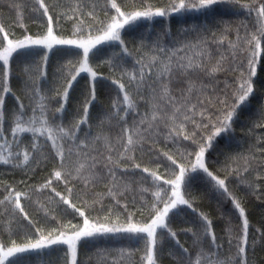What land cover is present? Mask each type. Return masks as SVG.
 Segmentation results:
<instances>
[{
  "label": "snow or ice",
  "instance_id": "1",
  "mask_svg": "<svg viewBox=\"0 0 264 264\" xmlns=\"http://www.w3.org/2000/svg\"><path fill=\"white\" fill-rule=\"evenodd\" d=\"M29 6L42 31L28 33L24 4L13 5L16 25L24 30L20 37L0 24V165L18 169L25 177L0 187V264H27L26 257L40 256L54 246L62 247L65 264H77L82 241L110 235L142 242V249H121L114 264L131 260L136 251L142 252L138 264H159L158 253L166 240L179 249V253L168 252L176 264H251L248 253L264 245V230L255 229L250 239L245 207L228 181L234 177L253 194L261 188L258 182H264V133L256 134V129H264V101L246 133L254 142L230 157L223 177L210 170L206 154L222 135H234L236 120L257 92V81L264 73V0H168L162 6L139 0L131 9L117 0H102V6L101 0H68L67 4L30 0ZM218 6L241 13L242 18L235 23L220 18L218 24L224 27L219 34L204 24L182 26L180 38L165 43L169 24L154 41L141 38L139 55L130 69L125 66V57L133 56L122 37L126 28L176 15L215 17ZM67 22L71 30L65 36L60 29ZM100 45L119 47L101 62L119 76L105 77L115 85L116 96L111 110L98 118L100 131L93 136L90 127L86 131L82 126L89 125V110L97 100L100 65L93 66L91 58ZM58 46L77 58L59 64L52 87H42L41 82L52 83L47 79L49 53ZM38 49L46 50L40 62L29 60ZM16 58H22L20 90L28 104L12 88ZM82 73L90 78L89 86L77 108L78 118L65 125L56 117L66 112L70 92ZM9 96L16 102L12 109L6 107ZM162 142L173 147L161 151ZM152 154L157 158L151 161L154 168L138 162ZM48 163L52 168L43 182L29 184L36 169ZM136 170L147 175L137 180ZM193 174L207 178L238 214L240 223L234 228L229 221L225 228L227 249L218 240L212 220L202 212L196 226L181 229L192 236L191 250L171 227L172 217L183 207L197 211L190 191ZM101 184L107 191L97 194L95 188ZM60 185L63 192L58 190ZM129 192L143 201L140 219L128 211ZM77 196L83 208L73 202ZM105 200L111 206L106 207ZM23 202L38 205L44 219L54 224L37 227ZM48 205L66 206L63 213L71 209L82 223L60 222Z\"/></svg>",
  "mask_w": 264,
  "mask_h": 264
},
{
  "label": "trees",
  "instance_id": "2",
  "mask_svg": "<svg viewBox=\"0 0 264 264\" xmlns=\"http://www.w3.org/2000/svg\"><path fill=\"white\" fill-rule=\"evenodd\" d=\"M48 2V0H46ZM122 6H126L131 9L134 4H138L139 0H117ZM154 4L162 6L167 3L168 0H152ZM61 4H67L68 0H60ZM14 4H24L23 9V24L26 26L29 34L35 35L36 33L43 30V26L38 24L36 21L38 17L30 10V0H0V24H3L6 29L13 32L16 37H20L23 33V29L16 25L17 21V11L13 7ZM102 6V0H101ZM101 17L103 12L100 13ZM220 18L225 21H230L235 23L237 18H242V14L235 12L231 8L225 6H218L215 17H204L198 14H191L186 16H173L170 20H165L164 18H155L152 21H140L133 28H126L122 32V37L126 42L127 47L132 51V57H125L127 64L125 65L129 69L131 68L134 58L139 55L136 49L139 45L141 38H144L147 42L154 41L158 35L163 34L167 25L170 24L171 32L168 37H163L165 43H171L175 39H179L178 31L182 26L195 24H204L214 31L219 32L223 29L224 24H218ZM71 30V22L63 24L60 29L61 33L68 36ZM100 51L92 56L91 63L93 66L100 65L97 69L101 73V78L96 81V95L97 100L94 102L93 106L89 110V125L82 126L86 131L91 130L93 136L99 134V129L97 128L98 118L101 117L102 113L111 110L112 100L116 96V87L111 83L110 79H105V77H116L119 76V72H111L106 64L101 62L110 56L113 52H118L119 47L116 45H100L98 46ZM44 49H38L37 54L34 57H29V60L34 59L37 63L40 62L42 55L44 54ZM76 51L75 49L71 50ZM74 55L69 54V50L66 47H54L49 53L48 60V81L52 82L45 85L43 82L42 87L51 88L52 84L56 80V69L57 66L67 59H76ZM13 71L15 75L12 78L11 84L14 92L21 100L28 104L29 100L24 96L20 90V84L22 77L20 76V70L22 68V58H16L12 64ZM223 78V77H221ZM90 78L87 74H81L78 77V82L74 84L72 91L70 92V101L67 106L66 112L61 117L57 114L56 119H62L65 125L72 122L77 116V108L84 99V93L89 86ZM257 92L251 99L250 105H248L244 111L240 113L239 119L236 120L234 124V135H222L218 138L214 144V147L209 150L206 154V160L209 165L210 170L217 172L221 177L225 174V166L229 163L230 157L240 153L245 152L249 144L254 142L252 138L247 135L248 129L252 127L254 121H256V110L260 107L261 102L264 101V73H262L257 81ZM52 93L49 92V95ZM16 102L12 96L7 97L6 107L12 109ZM55 101L52 102L53 109L56 107ZM143 108V104H141ZM82 114V108L80 110ZM129 121L131 122V116H129ZM264 133V129H256V134ZM173 146L167 143H160L158 148L161 151H167ZM157 160L155 154L144 155L142 160H138L142 165H148L150 167H155L154 163L151 161ZM159 160H163L160 157ZM52 168V164L48 163L46 166H41L36 169V174L31 176L28 180L29 184L42 183L45 177L48 175ZM161 172L164 171L163 166L160 169ZM141 175L146 176L147 174H141L139 170L135 172V178L138 180ZM192 188H191V198L194 199V207L197 209L193 212L187 207H183V210L171 219V227L173 230L177 231L178 238L180 242L191 250L192 246V236L190 233L181 231V229L194 227L198 224L199 213H204L209 216L213 222L214 231L218 237V240L224 242V249H227V234L225 231L226 225L231 221L232 226L235 228L236 225L240 223L237 212L233 209L230 201L225 198H221L219 192L212 189L211 185L208 183L207 178L202 177V174H193ZM25 179L24 174L10 166L0 165V187L4 184H14L17 181ZM261 184L260 190L253 194L249 189L241 185L234 177H230L228 181V187L234 194L242 200V204L245 207L247 218L250 222L249 237L255 235V229L260 228L264 230V182H258ZM59 191L63 192V185L58 187ZM107 189L103 184L98 185L95 188L97 194L106 192ZM135 195V201H133V196ZM150 198V194L148 196ZM91 199V196L87 197ZM128 202V211L136 212V219H140V212L143 201L140 199L139 195L134 192H129L126 195ZM47 198H42V203H46ZM73 202L77 204L78 207L83 208L80 203V198L74 197ZM26 211L29 216L35 222L37 227H43L46 224L52 226L54 222L46 221L44 219V213L39 210L38 205L23 202ZM105 205L111 206V202L105 200ZM49 209H55L53 212L57 216L58 220L62 223H67L69 220L73 224L82 223V218L77 214L73 213L71 209L65 214L62 211L63 207L57 208L55 205H48ZM88 211V210H86ZM115 211H122V209H115ZM91 215H96L97 212H89ZM103 214V213H99ZM146 214V213H145ZM126 215V214H125ZM171 215V214H170ZM26 223V222H25ZM121 249H142V242H137L135 240L126 239L120 235H110L103 237L96 241H82L78 249L77 264H114V258L118 260L119 253ZM170 249H173L179 253V249L174 247V241L166 240L162 249L158 253L160 259L159 264H176V261L168 255ZM141 251H136L134 257L131 260L124 262V264H138ZM64 253L62 247L54 246L50 251L36 256L35 254L25 258L27 264H65ZM248 259L251 264H264V245L256 246L254 251L250 250L248 253Z\"/></svg>",
  "mask_w": 264,
  "mask_h": 264
}]
</instances>
